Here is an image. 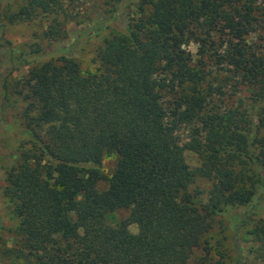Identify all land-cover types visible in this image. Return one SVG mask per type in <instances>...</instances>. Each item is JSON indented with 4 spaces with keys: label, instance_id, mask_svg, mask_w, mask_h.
<instances>
[{
    "label": "trees",
    "instance_id": "trees-1",
    "mask_svg": "<svg viewBox=\"0 0 264 264\" xmlns=\"http://www.w3.org/2000/svg\"><path fill=\"white\" fill-rule=\"evenodd\" d=\"M76 1L24 0L5 17L43 15V35L54 41L77 17L91 19L93 8ZM94 2L105 15L91 20L94 32L108 30L96 51L99 70L83 73L66 51L28 64L16 90L26 140L5 168L2 196L13 222L0 224V264H227L208 234L226 207L244 205V218L232 223L231 264H246L248 255L264 263V219L252 217L264 196V51L247 40L264 30V0ZM129 8L127 27H118ZM17 68L11 42L0 36V76L9 69L0 129L8 131L16 129L4 116L6 77ZM230 76L249 90L232 103ZM186 150L198 166L186 163ZM109 154L115 160L106 176L97 164ZM199 177L211 181L206 202L190 188ZM120 209L126 218L107 223ZM249 223L252 242L243 246L239 228Z\"/></svg>",
    "mask_w": 264,
    "mask_h": 264
},
{
    "label": "rangeland",
    "instance_id": "rangeland-1",
    "mask_svg": "<svg viewBox=\"0 0 264 264\" xmlns=\"http://www.w3.org/2000/svg\"><path fill=\"white\" fill-rule=\"evenodd\" d=\"M23 4L24 0H0V10L5 24L4 30L0 31V36L11 42L15 52L16 65L18 66L16 70L9 73L6 77L9 102H5L6 105L4 104L6 106L4 108V116L6 119H10V121L13 122L16 131H8L3 128L0 129V224H3L5 227L11 226L13 222L10 214H8V203L2 196V189L6 185L5 168L15 163L20 154V146L26 140L18 132L19 128L23 127L25 124V102L22 100V97L16 93V90L21 86L27 73L28 64H38L45 60L56 58L59 55L68 56L66 52L68 51L70 55L76 59L83 73H95L99 70L96 51L108 33L107 29H103V31L98 33L94 32L91 20L96 16H105L102 15V8H94V0L76 1V8H85L87 12L93 8L94 13H91V15L88 16V18L91 19H86L85 14L81 18L77 17L75 21L70 22L67 25L66 36L54 41L48 40L43 35L47 25V19L43 15L19 22L11 23L7 21L5 16L16 13ZM133 11V8H129L125 13L119 15L116 19V25L121 28H126ZM82 29L90 30L85 31L82 38L78 39ZM247 40L254 44V46H260L262 48L261 50L264 51V30L259 29L255 33L249 35ZM187 49L194 55L197 50V45L194 42H191L188 44ZM35 50L38 51L34 53ZM8 71L9 69L0 76V103L3 99L1 82ZM235 80V77L230 76V79L225 86V98L230 103L235 102L239 97L249 95V90H247L245 86L235 83ZM260 104L264 106V99ZM179 135L182 141L187 139L188 130L185 126L180 128ZM184 157L186 163L190 167H196L200 164L198 155L192 151L186 150L184 152ZM114 160L115 157L112 154L106 155L103 160L97 164V167L107 176L113 169ZM210 185V180L199 177L195 179L190 188L192 192L198 193L199 198L203 202H206L207 192ZM105 186V180L100 182V188H104ZM224 211V215L220 214L215 217L213 227L208 234V240L213 249L220 245L221 250L223 249V252L229 257L227 264H231L234 256V253L232 252V239L234 236L232 223L244 218L247 206L226 207ZM126 216V210H116L113 213L107 214L106 222L115 226L120 223V221L124 220ZM252 217L254 220H257L258 218L264 219V196L260 201L256 202ZM250 226L251 223L239 228V241L243 246L251 245L252 237L247 233ZM128 229L132 233L137 232V226L135 224H130ZM9 236L12 237L11 234H7L6 238H9ZM213 253H215V251H213ZM197 254L198 252H195V255ZM246 260V264H264L255 259L253 255H248Z\"/></svg>",
    "mask_w": 264,
    "mask_h": 264
}]
</instances>
